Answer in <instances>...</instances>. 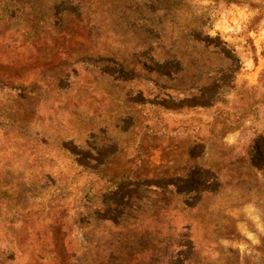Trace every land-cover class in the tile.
I'll return each mask as SVG.
<instances>
[{
    "label": "rangeland",
    "instance_id": "374dc122",
    "mask_svg": "<svg viewBox=\"0 0 264 264\" xmlns=\"http://www.w3.org/2000/svg\"><path fill=\"white\" fill-rule=\"evenodd\" d=\"M0 264H264V0H0Z\"/></svg>",
    "mask_w": 264,
    "mask_h": 264
}]
</instances>
